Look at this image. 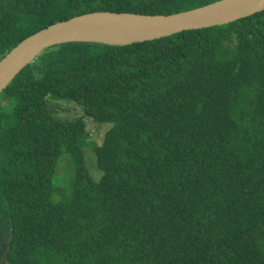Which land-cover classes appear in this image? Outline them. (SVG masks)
Masks as SVG:
<instances>
[{
    "label": "trees",
    "instance_id": "1",
    "mask_svg": "<svg viewBox=\"0 0 264 264\" xmlns=\"http://www.w3.org/2000/svg\"><path fill=\"white\" fill-rule=\"evenodd\" d=\"M225 0H0V61L95 12ZM82 111L65 118L58 108ZM88 121L107 126L100 144ZM90 153L87 154V150ZM63 155L72 173L56 192ZM264 264V11L51 46L0 93V264Z\"/></svg>",
    "mask_w": 264,
    "mask_h": 264
},
{
    "label": "water",
    "instance_id": "2",
    "mask_svg": "<svg viewBox=\"0 0 264 264\" xmlns=\"http://www.w3.org/2000/svg\"><path fill=\"white\" fill-rule=\"evenodd\" d=\"M263 11L264 0H225L201 9L167 16L95 12L75 17L28 37L0 61V93L40 54L56 44L96 41L124 45L182 30L229 24ZM110 33H122L130 40L116 39L108 35Z\"/></svg>",
    "mask_w": 264,
    "mask_h": 264
},
{
    "label": "rangeland",
    "instance_id": "3",
    "mask_svg": "<svg viewBox=\"0 0 264 264\" xmlns=\"http://www.w3.org/2000/svg\"><path fill=\"white\" fill-rule=\"evenodd\" d=\"M60 110V113L65 118H76L82 114V111L79 108H76L72 104H66L64 106H60L58 108ZM107 126L105 125H98L97 123H94L93 121H88V128L87 131L90 134V138L96 141L97 144H100V141L102 140L103 133L105 132ZM87 154L90 153V150L88 149ZM55 175L53 177V184L56 187L55 191L60 192L61 188L67 187L66 181L67 176L66 172L69 174L72 173L71 166L69 159L66 155H63L62 158L59 160L57 167H56Z\"/></svg>",
    "mask_w": 264,
    "mask_h": 264
},
{
    "label": "bare ground",
    "instance_id": "4",
    "mask_svg": "<svg viewBox=\"0 0 264 264\" xmlns=\"http://www.w3.org/2000/svg\"><path fill=\"white\" fill-rule=\"evenodd\" d=\"M108 35H111L112 37H116V39H123V40H130V38L125 37L122 33H110Z\"/></svg>",
    "mask_w": 264,
    "mask_h": 264
}]
</instances>
